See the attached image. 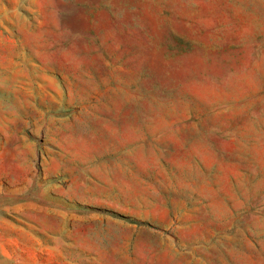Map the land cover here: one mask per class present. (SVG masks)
Listing matches in <instances>:
<instances>
[{
    "label": "rangeland",
    "instance_id": "obj_1",
    "mask_svg": "<svg viewBox=\"0 0 264 264\" xmlns=\"http://www.w3.org/2000/svg\"><path fill=\"white\" fill-rule=\"evenodd\" d=\"M0 264H264V0H0Z\"/></svg>",
    "mask_w": 264,
    "mask_h": 264
}]
</instances>
